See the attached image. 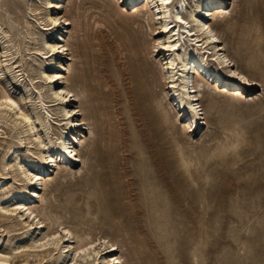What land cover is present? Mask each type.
I'll return each instance as SVG.
<instances>
[{
  "label": "rangeland",
  "instance_id": "obj_1",
  "mask_svg": "<svg viewBox=\"0 0 264 264\" xmlns=\"http://www.w3.org/2000/svg\"><path fill=\"white\" fill-rule=\"evenodd\" d=\"M34 1L2 0L0 9V21H13L8 36L19 43L22 55L37 58L27 60L31 66L22 62L24 76L40 77L38 68L69 76L80 93V101L71 105H80L92 132L81 129L82 145L76 143L84 163L49 171L45 200L37 204L41 213L49 218L62 214L79 233L108 235L120 246L123 264H137L141 251L149 261L157 252L156 264H264V0H226V14L217 23L227 52L262 85L230 86L244 96L222 99L217 106L204 96L206 124L193 135L163 108L159 63L148 53V25L127 19L131 5L66 0L61 15L75 21L67 38L72 58L56 55L63 67L50 69L27 50L40 46L26 37L23 21L34 20L28 6L33 2L45 13V0ZM83 66L88 67L84 77ZM150 94L158 102L153 106L157 119L144 114L143 99ZM6 131L0 162L17 141L15 132ZM52 133L55 141L59 128ZM11 183L0 187V194ZM154 218L163 223L162 245L155 241ZM168 236L175 243H167Z\"/></svg>",
  "mask_w": 264,
  "mask_h": 264
},
{
  "label": "bare ground",
  "instance_id": "obj_2",
  "mask_svg": "<svg viewBox=\"0 0 264 264\" xmlns=\"http://www.w3.org/2000/svg\"><path fill=\"white\" fill-rule=\"evenodd\" d=\"M61 1L45 0L44 15L31 2L28 9L34 20L23 21L28 41L40 45L27 48L28 54L37 55L50 69L63 67L56 55L65 56L67 60L72 58L67 38L69 26L75 21L72 16L61 15L66 0ZM116 1L133 8L127 19L147 23L151 39L148 53L159 63L156 72L163 85V108L185 133L196 134L202 124H206L204 96L217 106L222 99L244 96L239 87L230 86L240 85L245 89L262 85L238 67L217 29L218 17L226 14V0ZM99 21L100 18H95L94 23ZM11 23L12 20L10 24L9 20L0 21V139L6 142L9 136L6 128H9V132H15L17 141L9 144L0 162V187L10 180L13 185L0 194V264H123L120 246L108 235L76 232L62 214L54 213L49 218L38 208V202L45 200L49 171L57 172L60 164L69 167L84 163L76 145H82L81 129L92 132L80 105H71L72 101H80V93L69 76L47 73L40 68L37 70L40 77L24 76L22 62L31 66L27 60L36 62L37 58L22 55L19 43L14 42L12 35L8 36ZM241 24L238 22L236 26ZM84 67L80 70L83 77L88 73V67ZM65 70L70 73L72 64L68 63ZM84 85L90 88L87 81ZM230 89L231 94H224ZM153 97L150 94L142 98L144 114L157 119L159 113L153 106L158 102ZM76 114L79 117H74ZM54 126L60 130L55 141L52 139ZM52 205L56 204L51 202ZM64 209L74 213L69 208ZM153 224L158 235L155 241L162 245L165 241L163 223L154 218ZM220 227L223 239L224 224ZM14 230L18 232L12 233ZM175 241V237L166 239L169 244ZM140 254L135 259L137 264H156L157 252L153 251L155 257L150 261L148 254L142 251Z\"/></svg>",
  "mask_w": 264,
  "mask_h": 264
}]
</instances>
